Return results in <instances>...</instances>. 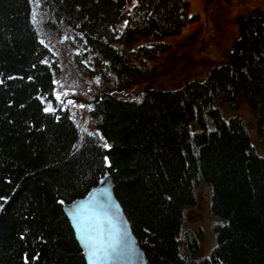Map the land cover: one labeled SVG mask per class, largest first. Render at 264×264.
<instances>
[{
  "label": "trees",
  "instance_id": "trees-1",
  "mask_svg": "<svg viewBox=\"0 0 264 264\" xmlns=\"http://www.w3.org/2000/svg\"><path fill=\"white\" fill-rule=\"evenodd\" d=\"M132 1L0 0V264H86L63 207L108 173L152 264H264V10L238 20L240 38L207 78L105 94L90 113L107 142L70 111L48 110L61 59L42 20L66 35L81 74L102 69L113 91L140 73L132 59L158 57V39L193 19L185 0H137L126 15ZM242 99L254 123L225 118ZM202 181L215 219L207 257L186 218Z\"/></svg>",
  "mask_w": 264,
  "mask_h": 264
},
{
  "label": "rangeland",
  "instance_id": "rangeland-1",
  "mask_svg": "<svg viewBox=\"0 0 264 264\" xmlns=\"http://www.w3.org/2000/svg\"><path fill=\"white\" fill-rule=\"evenodd\" d=\"M185 1L189 3L188 15L193 19L189 20L178 34L158 39L162 44V47L157 49V55L161 53L158 57L144 55L143 65L137 59H132L140 73L130 77V85L127 88L113 91L106 89L102 69H96L92 76H83L71 60L67 37L54 36L51 21L42 20L45 29L52 30L48 42L51 47H55L61 59V74L56 82L55 101L50 102L48 109L68 110L81 128L100 133L89 106L83 101L95 98L104 91L118 93L122 97H134L148 89L176 90L188 81L207 78L213 67L227 60L228 53L240 38L238 20L252 14L256 9L264 10V0ZM136 2L137 0H133L126 5V15ZM46 38L44 35L45 40ZM154 40V36L139 39L132 45V50ZM70 94L77 96L79 101L68 99ZM232 113L226 112L225 118L229 119ZM234 114L241 115L248 122H255L247 102L243 99ZM250 133L253 143L256 144L258 133L255 126H250ZM102 137L104 142H107L103 135ZM257 152L264 155V149L260 148ZM186 218L194 232L202 233L199 256H209L216 244L213 232L215 219L211 214L210 188L203 181L198 185L195 205L186 211Z\"/></svg>",
  "mask_w": 264,
  "mask_h": 264
},
{
  "label": "water",
  "instance_id": "water-1",
  "mask_svg": "<svg viewBox=\"0 0 264 264\" xmlns=\"http://www.w3.org/2000/svg\"><path fill=\"white\" fill-rule=\"evenodd\" d=\"M104 95L83 103L94 110ZM67 98L79 101L73 94ZM101 133L107 140L105 133ZM63 209L85 252L86 264H152L115 194L110 173L84 197L66 203ZM91 251H96V255H90Z\"/></svg>",
  "mask_w": 264,
  "mask_h": 264
},
{
  "label": "bare ground",
  "instance_id": "bare-ground-1",
  "mask_svg": "<svg viewBox=\"0 0 264 264\" xmlns=\"http://www.w3.org/2000/svg\"><path fill=\"white\" fill-rule=\"evenodd\" d=\"M50 31L52 32V30H50ZM50 31L45 29L44 32L40 33V37H41V39H43V41L46 42V43H48V37H51V34H52V33H51ZM53 31H54V29H53ZM49 32H50V33H49ZM55 33H56V31H55ZM44 35L47 36L46 40L44 39ZM54 36H55V35H54ZM62 36L66 38V35H65V34H63ZM56 37H57V36H56ZM104 93H105V91H104ZM99 95H100V94H99ZM228 112H229V111H227V113H228ZM233 113H234V112H233ZM233 113H232V114H233Z\"/></svg>",
  "mask_w": 264,
  "mask_h": 264
},
{
  "label": "snow or ice",
  "instance_id": "snow-or-ice-1",
  "mask_svg": "<svg viewBox=\"0 0 264 264\" xmlns=\"http://www.w3.org/2000/svg\"><path fill=\"white\" fill-rule=\"evenodd\" d=\"M33 19H35V15L33 16ZM48 110H50V109H48ZM104 146L107 147L108 145L105 144ZM2 199H4V198H0V200H2ZM90 255L95 256L96 255V251H91Z\"/></svg>",
  "mask_w": 264,
  "mask_h": 264
}]
</instances>
